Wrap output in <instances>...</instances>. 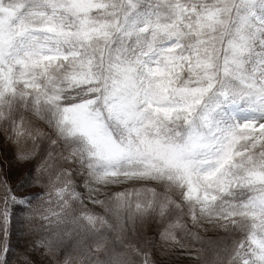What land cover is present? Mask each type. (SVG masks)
Returning a JSON list of instances; mask_svg holds the SVG:
<instances>
[{
    "label": "snow or ice",
    "instance_id": "snow-or-ice-1",
    "mask_svg": "<svg viewBox=\"0 0 264 264\" xmlns=\"http://www.w3.org/2000/svg\"><path fill=\"white\" fill-rule=\"evenodd\" d=\"M0 264H264V0H0Z\"/></svg>",
    "mask_w": 264,
    "mask_h": 264
}]
</instances>
